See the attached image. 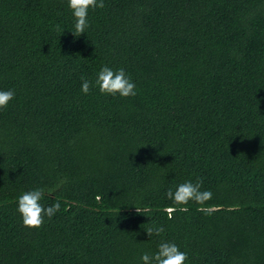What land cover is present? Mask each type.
I'll use <instances>...</instances> for the list:
<instances>
[{
	"label": "trees",
	"instance_id": "obj_1",
	"mask_svg": "<svg viewBox=\"0 0 264 264\" xmlns=\"http://www.w3.org/2000/svg\"><path fill=\"white\" fill-rule=\"evenodd\" d=\"M104 4L78 36L67 0H0V264H142L161 242L264 264V0ZM103 66L136 96L101 94ZM198 178L208 213L169 219L168 189ZM38 187L61 208L27 228L17 197Z\"/></svg>",
	"mask_w": 264,
	"mask_h": 264
},
{
	"label": "clouds",
	"instance_id": "obj_2",
	"mask_svg": "<svg viewBox=\"0 0 264 264\" xmlns=\"http://www.w3.org/2000/svg\"><path fill=\"white\" fill-rule=\"evenodd\" d=\"M68 7L72 11L74 18V32L73 35H81L90 26L88 20L89 9L104 8V0H67ZM81 92L87 95L92 88V82L81 77ZM95 86L101 94L117 95L121 97H134L136 96V85L131 78L126 74L123 68L113 70L108 66L100 68ZM15 96L14 90H0V109L8 106L9 102ZM203 186L202 179H197L195 183L192 181H185L179 184L175 190L168 189L166 198L173 201V207L168 208L169 219L172 218V213L179 211L186 213L189 211L186 205L189 201L194 202L201 207L198 211L208 213V208L204 207L206 202L210 200L213 193L210 190H201ZM45 196V189L38 187L30 191H25L17 197V212L21 217L23 226L27 228H40L45 222V217L49 220L60 210L61 204L59 201L45 207L41 203ZM136 208V212L138 213ZM147 211V209H145ZM165 229L163 226L150 227L146 230L149 237L152 235L159 236ZM142 264H185L187 260V253L181 251L180 248L172 242H161L158 250L154 254L147 252L143 253L140 257Z\"/></svg>",
	"mask_w": 264,
	"mask_h": 264
}]
</instances>
